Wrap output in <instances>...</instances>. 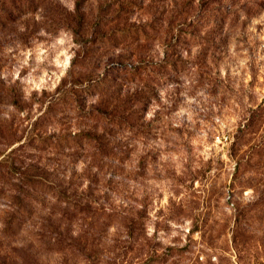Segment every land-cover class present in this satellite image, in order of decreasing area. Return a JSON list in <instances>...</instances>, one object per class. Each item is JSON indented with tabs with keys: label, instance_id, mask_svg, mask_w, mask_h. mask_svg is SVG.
<instances>
[{
	"label": "rangeland",
	"instance_id": "obj_1",
	"mask_svg": "<svg viewBox=\"0 0 264 264\" xmlns=\"http://www.w3.org/2000/svg\"><path fill=\"white\" fill-rule=\"evenodd\" d=\"M0 264H264V0H0Z\"/></svg>",
	"mask_w": 264,
	"mask_h": 264
}]
</instances>
